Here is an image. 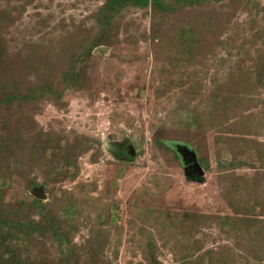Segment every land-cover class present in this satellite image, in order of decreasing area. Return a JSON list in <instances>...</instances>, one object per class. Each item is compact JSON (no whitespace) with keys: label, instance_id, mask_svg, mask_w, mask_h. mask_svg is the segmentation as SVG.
Wrapping results in <instances>:
<instances>
[{"label":"rangeland","instance_id":"rangeland-1","mask_svg":"<svg viewBox=\"0 0 264 264\" xmlns=\"http://www.w3.org/2000/svg\"><path fill=\"white\" fill-rule=\"evenodd\" d=\"M0 264H264V0H0Z\"/></svg>","mask_w":264,"mask_h":264},{"label":"water","instance_id":"water-1","mask_svg":"<svg viewBox=\"0 0 264 264\" xmlns=\"http://www.w3.org/2000/svg\"><path fill=\"white\" fill-rule=\"evenodd\" d=\"M125 153L130 158H132L135 155V150L132 144L129 143L127 145ZM182 154L184 155L185 160H187V163L189 164L187 167L188 175H191L197 178H202L204 176V172L201 166L199 165V163L197 162V158L195 154L188 150H184Z\"/></svg>","mask_w":264,"mask_h":264}]
</instances>
